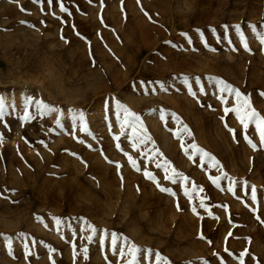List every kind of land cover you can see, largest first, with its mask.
Returning <instances> with one entry per match:
<instances>
[{
  "label": "rangeland",
  "instance_id": "obj_1",
  "mask_svg": "<svg viewBox=\"0 0 264 264\" xmlns=\"http://www.w3.org/2000/svg\"><path fill=\"white\" fill-rule=\"evenodd\" d=\"M261 37L264 0H0V264H264L221 90L264 117Z\"/></svg>",
  "mask_w": 264,
  "mask_h": 264
},
{
  "label": "snow or ice",
  "instance_id": "obj_2",
  "mask_svg": "<svg viewBox=\"0 0 264 264\" xmlns=\"http://www.w3.org/2000/svg\"><path fill=\"white\" fill-rule=\"evenodd\" d=\"M137 2L139 3V0H137ZM49 3H51V0H49ZM60 7H61L62 11H67V9L64 8V5L62 3L60 5ZM145 14L147 15V13H145ZM236 27L239 28V25H237ZM261 43H264V37H261ZM245 47H247V45H245ZM221 90L222 91L233 92V93H235V95H236L238 100H241V99L243 100V106L245 108V112H244L243 116L239 115L240 114V109L239 108H237V109L225 108V112L227 113L229 111H236L237 114H238V117L240 118V121L244 125L245 129L248 127V124L246 123V120H253L254 119L255 123H256V128H257V130L260 133L261 142L264 143V117H261L259 115V113L254 108H252L251 103L249 101V98L246 97V96H242V94L240 93V91L238 89L232 88L229 85H225V87L223 89H221ZM261 95L264 96V93H261ZM3 108H4L3 98H0V115L3 114ZM126 112H127V110H126ZM127 114L128 115H134L133 113H130V112L127 113ZM185 131H187L186 127H185ZM253 147H255V146L253 145ZM205 155H208V154L205 153ZM129 159H131V158H129ZM133 163H135V162L133 161ZM157 167H160V165L158 164ZM146 175H148L149 178H152L150 174L146 173ZM165 178L167 179L168 177H165ZM219 179H220L219 177H216L213 180V182L216 183ZM158 187H159V185H158ZM160 190L161 191H169L168 189H165V188H161ZM229 190H231V189H229ZM255 192H256V189L253 186L252 187L253 200H255ZM201 206H203V203L201 204ZM257 219L259 220L260 218L257 217ZM262 223H264V221H262ZM229 235H231V233H229ZM157 259L158 260L161 259L159 254H157Z\"/></svg>",
  "mask_w": 264,
  "mask_h": 264
}]
</instances>
